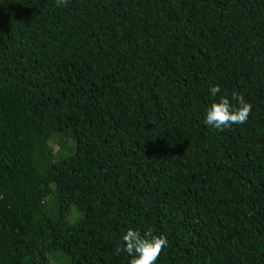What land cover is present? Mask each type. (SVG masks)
Here are the masks:
<instances>
[{
    "label": "trees",
    "instance_id": "1",
    "mask_svg": "<svg viewBox=\"0 0 264 264\" xmlns=\"http://www.w3.org/2000/svg\"><path fill=\"white\" fill-rule=\"evenodd\" d=\"M128 227L264 264V0H0V264H127Z\"/></svg>",
    "mask_w": 264,
    "mask_h": 264
},
{
    "label": "clouds",
    "instance_id": "2",
    "mask_svg": "<svg viewBox=\"0 0 264 264\" xmlns=\"http://www.w3.org/2000/svg\"><path fill=\"white\" fill-rule=\"evenodd\" d=\"M208 95L210 100L204 107L202 119L206 127L223 131L248 119L252 105L242 94L222 91L219 84L213 83L208 88ZM168 243L163 233L155 234L152 229L141 232L139 228L128 227L122 232L114 252L125 253L127 264H157L161 250L166 249Z\"/></svg>",
    "mask_w": 264,
    "mask_h": 264
},
{
    "label": "rangeland",
    "instance_id": "3",
    "mask_svg": "<svg viewBox=\"0 0 264 264\" xmlns=\"http://www.w3.org/2000/svg\"><path fill=\"white\" fill-rule=\"evenodd\" d=\"M69 143L70 142L68 141L67 144H69ZM49 145H50V147H51V149L53 151L58 150L60 148V145L58 144V140L56 138L55 139H50L49 140Z\"/></svg>",
    "mask_w": 264,
    "mask_h": 264
}]
</instances>
